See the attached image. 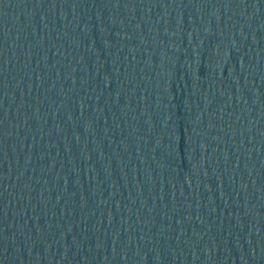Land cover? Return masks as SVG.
<instances>
[{"label":"water","instance_id":"1","mask_svg":"<svg viewBox=\"0 0 264 264\" xmlns=\"http://www.w3.org/2000/svg\"><path fill=\"white\" fill-rule=\"evenodd\" d=\"M0 264H264V0H0Z\"/></svg>","mask_w":264,"mask_h":264}]
</instances>
